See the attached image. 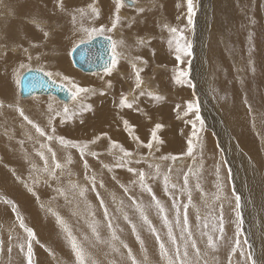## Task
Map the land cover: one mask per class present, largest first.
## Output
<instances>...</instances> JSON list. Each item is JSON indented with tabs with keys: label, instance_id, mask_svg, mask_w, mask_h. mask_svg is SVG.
Segmentation results:
<instances>
[{
	"label": "rangeland",
	"instance_id": "374dc122",
	"mask_svg": "<svg viewBox=\"0 0 264 264\" xmlns=\"http://www.w3.org/2000/svg\"><path fill=\"white\" fill-rule=\"evenodd\" d=\"M47 1L36 2L37 6H49L35 15L38 21L26 23L25 29L33 36V41L28 39L29 42L19 47L11 43L13 51L6 54L0 35V264H28L29 238L20 227L18 215L35 232L31 240L32 264H77L56 214L85 245L91 260L98 264H130L107 244L96 242L91 233L89 225L97 222L101 238L110 239L108 217L104 216L101 199L113 225L123 229L118 235L137 258L143 261L147 255L148 264H165L159 255L158 242L147 228L141 231L145 241L141 249L131 225L123 219L126 212L140 227L139 215L130 198L145 205L152 204L147 214L161 237L167 240V229L157 215L151 194L140 187L138 175L129 172V167L145 173V183L162 202L173 223L177 208L181 222L187 209L189 228L201 252L207 253L205 258L209 264H245V257L240 254L242 250L250 251L257 264H264V0H193L195 14L191 24L187 0H135L140 6L124 3L118 13L119 23L111 31L112 24L116 23L117 0ZM92 7L98 10V17L92 13ZM81 9L84 16L80 15ZM98 25L105 27V36L115 38L114 31L119 35L117 50L122 55L111 74L85 73L71 61V51L84 35L81 29ZM172 28L177 32L173 33ZM0 32L7 29L1 28ZM177 42L192 45L191 56L181 55L183 62L176 59ZM197 44H201L199 56ZM57 52L64 54L60 60V63L66 62L63 66L59 64L58 55H61ZM13 56L18 59L11 65L4 64ZM202 62L208 68L209 91L192 77L196 70L194 65ZM133 63L137 69H142L140 88H136ZM21 64L26 67L20 68ZM40 65L45 72L46 69L59 70L63 77L67 76L70 83L57 79L69 88L75 83L94 89L96 94H82L72 104L59 101L55 95H38L39 98L31 97L29 101L20 98L16 80L29 67L38 69ZM67 70H74L75 74ZM181 70L189 72L194 88L187 83H176L175 77ZM4 85L9 88L5 90ZM141 91L145 94L140 95ZM149 93L163 99L155 100ZM124 96L130 99L132 108L121 106ZM190 102H199V113L188 111ZM64 104L69 105L68 114L63 112ZM87 105H91L90 110H85ZM20 109L47 135L41 136L28 124L20 115ZM219 111L221 118L216 117ZM56 112L60 115H55ZM233 114L236 115L234 122L228 117ZM125 120L132 128L131 133ZM142 121L145 124L140 125ZM209 121L216 124L221 133L217 134ZM157 124L163 127L157 130ZM61 137L80 145L88 144L85 155L81 156L79 148L61 144ZM222 141L227 147H223ZM113 142L132 153L131 157L124 158V167L117 166L123 153L113 147ZM149 143L151 148L146 147ZM246 147L259 150L262 160L259 164ZM93 152L96 155H91ZM240 152L246 154L247 159L242 156L237 161ZM242 159L247 160L243 170L239 169L244 165ZM57 162L62 166L59 169L55 168ZM237 162H240L238 171H233ZM53 170L55 178L50 174ZM165 176L168 177L167 191ZM125 187L128 192L124 191ZM58 189H62L63 194ZM81 190H85L83 196ZM237 196L242 197L239 208ZM221 223L223 239H220ZM174 232L179 239V229L174 228ZM202 233L213 235L215 249L208 246L207 235ZM85 236L89 237L88 242L84 241ZM237 240L240 248L233 253ZM192 251L190 249V253ZM121 252L126 255L125 249Z\"/></svg>",
	"mask_w": 264,
	"mask_h": 264
},
{
	"label": "snow or ice",
	"instance_id": "6c2138e0",
	"mask_svg": "<svg viewBox=\"0 0 264 264\" xmlns=\"http://www.w3.org/2000/svg\"><path fill=\"white\" fill-rule=\"evenodd\" d=\"M133 2H134V0H133ZM60 6H61V8H63V3H61ZM123 6H124V0H117L116 23L112 24V29H109V31L114 30L116 28L117 23H119L120 17L118 15V13H119L120 8H122ZM187 8H188V12L190 14L188 17V20H189V23L191 24L192 23V15L195 14L194 6H193V0H187ZM91 11H92V13L95 14V16H97V17L99 16V12L95 7H92ZM140 11L142 12L143 9H140ZM80 15L81 16L85 15V13L82 9L80 10ZM75 19H76V16H73V20H75ZM81 30L84 33V35L79 39V42L73 47V49H72L73 52H75L76 49L79 48L81 45L90 44L98 35H103L105 32V28L103 26H101L99 28H95V27L82 28ZM171 31L173 33H175V32H177V29L172 28ZM108 40H109L110 49H111V57L109 60H107L104 63L103 67H104L105 73L111 74L113 69L116 68V66L118 64V58L122 55V53L118 52V50H117L118 49V42L117 41L112 40L111 37H108ZM141 43H143V41H141ZM119 44L123 45V41H120ZM191 48H192L191 44L181 45V44H179V42H177L176 51H177L178 55H177L176 59L181 60V55L191 56L192 55ZM25 51H27V50H25ZM29 59H31V57H29ZM136 59H140V58L137 57ZM181 62H183V61L181 60ZM132 66L134 69H136V72H135L136 88H140L141 84L143 83V81L141 80V77H140V72L142 71V69H137L135 63H133ZM25 67L26 66L24 64L20 65V68H22V69ZM28 71L32 72L33 69H31L29 67ZM36 71L44 72L43 69H37ZM253 71H254V69H253ZM44 75L48 77L47 80H44L42 77L40 79H37L36 77H29L27 79V85L29 87H34L36 84H39L40 86L47 85L49 87H51L52 85H55L56 81L53 79V73L52 72H44ZM189 75L190 74L188 71H184V70L179 71L177 76L175 77L176 83H178V84L187 83V84H189V86L194 88L195 85L191 84V80L189 78ZM63 79L66 81L69 80V78L67 76H65ZM23 81H24V77L20 76L16 80V83L21 84ZM108 86L111 87V82L108 83ZM63 90L69 92V95H70V98L72 101H77L78 98H80L82 96V94H92V95L96 94L94 89L81 87L79 85H76L75 83L72 84L71 88L63 89ZM101 94H103V92H101ZM144 94L145 93L143 91L140 92V95H144ZM149 95L153 96L152 93H149ZM153 99L161 100V99H163V97L155 95V96H153ZM120 104L122 107H127V108L133 107V104L128 101V98L126 96L122 97ZM51 108H52V106H51V104H49V110H51ZM90 109H91V105H87L85 107V110H90ZM193 110H195L197 113H199V102H197L195 104L190 102L188 104V111L191 112ZM19 111H20V115L24 118V120H26L28 122V124L33 125V127H35L36 131L41 136L47 135V133L44 131L43 128H41L39 125L34 124V122L31 119H29L28 116H26L24 114V111L22 109H20ZM63 112L65 114H68L69 108L67 105L64 106ZM55 115H60V113L56 112ZM197 119H200L199 115H197ZM124 124L126 127L129 128V132L131 133L132 128L128 125V121L125 120ZM201 125H203L202 120H201ZM155 127L158 130V129L162 128L163 126L160 124H157ZM52 130L55 131L54 128ZM47 138L49 140L53 139L52 136H47ZM134 139L138 140L139 138L134 137ZM155 139H157L156 133L153 132V140H155ZM60 142H61V144H64L65 146L79 148L81 156L85 155V150L88 148V144L80 145L78 143L66 141L63 137L60 138ZM161 143H162V141H161ZM113 147L119 148V151L121 153H123V157H121V162L117 166L118 167H124L125 166L124 158L125 157H131L132 153L127 151L126 149H124L122 145H119L116 142H113ZM146 147L151 148L152 144L149 143L146 145ZM49 151H51V149H49ZM191 151H192V149L190 147L189 153H191ZM40 155L43 156V153H40ZM91 155H96V153L93 152V153H91ZM53 157H55V153H53ZM61 167H62L61 164L59 162H57L55 165V168L59 169ZM85 167H87L86 162H85ZM46 171H47V169H46ZM128 171L137 174L138 178H139L140 187L143 190H145L147 193L151 194V198H152V201L154 202V206H155V209L157 211V215L163 220V224L167 229V232H166L167 240H165L161 237L159 231L157 230V228L153 224L152 220L149 218V215L147 214V209L151 208L153 205L152 204L145 205L143 202H138L135 198H130V199H132V203L135 206V210L139 215V220L141 221L140 227L139 228L137 227V224L134 223L132 221V219H130L129 215L126 212L123 213V219L125 221H127L128 224L131 225V231L135 234V238L139 242L141 249H144V244H145V241L141 236V231L143 230L144 227H146L148 232L150 234H152L155 237V240L158 242L159 255L161 258H163L165 264H201V261H202V264H209L208 260L205 258L207 256V253L201 252V249L197 246V241H196V239L193 238V233L189 228L187 209H185V211H184L183 222H181L180 210H179V208H177L176 214H175V222L173 223V221H171L169 219L168 214H167V210L165 209L162 202L158 198H156L155 194L153 193L152 188L145 183V179H146L145 173L143 171L137 172V170L135 168H131V167L128 168ZM157 171H158V166H157ZM50 174L55 178L56 174H55L54 170ZM184 182H185V184H187V182H188L187 176H185ZM92 183H93V188H94L95 187V177L94 176L92 177ZM164 184H165V191H167V189H168V177L167 176L164 177ZM100 186L103 187L102 182H101ZM73 187L75 188L77 186L74 185ZM121 187H124V186L121 185ZM172 187L175 188V185H172ZM29 190L31 191V189H29ZM58 191H60L61 194H63L62 189H58ZM84 191L85 190L80 191L81 196L84 195ZM124 191L128 192V188L125 187ZM97 196H99L98 192H97ZM218 198L219 197H217V199ZM190 199H191V197H189V200ZM239 200H240V197L237 196L236 197L237 208L240 207ZM5 202L11 203L10 201H5ZM100 204L104 207V216L108 217L107 228L110 230V239L103 240L101 238L98 223L93 222L89 225V227L91 229L92 235L95 237V241L99 242L100 244H107L108 247L112 250V252L120 253L121 259L130 262V264H148L147 255H145V258L143 261L139 260L137 258V256L134 254L133 249L129 246V244L126 243L123 239H121L120 235H118V231L122 232L123 229H118L117 227H115L113 225L112 219L109 217L108 208H107V206L104 205L103 199L100 200ZM121 204H123V201H121ZM14 210H15V208H14ZM56 215H57L58 222L61 224V226L63 227L64 231L67 234V238H68V241L70 243L71 250L75 253V258H76L77 264H98L97 261L90 259V254H89L87 248L85 247L84 244L81 243V241H79L77 239L76 236L73 235L71 229L65 223L63 218L60 217L58 214H56ZM93 215H95V214L93 213ZM237 216H240L239 212L237 213ZM17 219L20 221V227L23 228L24 231L28 234L29 243L27 245V259H28V264H32L33 250H32L31 240L35 237V232L24 223V220L22 217H20L18 215ZM241 223H242V219H241ZM204 227L207 228L208 225L205 224ZM213 227H215V226H213ZM174 228L179 229V239L177 237V234L174 232ZM219 231L221 233L220 239H223L222 223H221V227H220ZM202 235H207L208 246L212 249H215L216 244H215L213 235H209L207 233H202ZM84 241L88 242L89 237L85 236ZM245 243H247L246 240H245ZM239 248H240V242H239V240H237L235 248L232 249L233 253H235L236 250ZM121 249L126 250V255L121 252ZM190 249L193 250L192 253H190ZM21 250H23V245H21ZM9 251H11V249H9ZM240 254L245 257V264H247L248 261H250L251 264H257V261L255 259H252V253L250 251L244 252L242 250Z\"/></svg>",
	"mask_w": 264,
	"mask_h": 264
},
{
	"label": "water",
	"instance_id": "95a60500",
	"mask_svg": "<svg viewBox=\"0 0 264 264\" xmlns=\"http://www.w3.org/2000/svg\"><path fill=\"white\" fill-rule=\"evenodd\" d=\"M128 5H132L133 0L124 1ZM109 36L98 35L90 44L81 45L76 49L75 52L71 51L70 57L73 65L79 70L85 73H95L104 71V63L111 57V49L108 40ZM112 39V38H111ZM33 69L32 72L26 70L21 76L24 77V81L19 84L21 97L27 98L34 94L39 95H55L58 99L68 102L71 98L68 91L63 89H68V87L57 80L55 85L51 87L45 85L40 86L36 84L34 87H29L27 85V79L29 77H36L40 79L47 80L48 77L44 75V72L36 71L37 68Z\"/></svg>",
	"mask_w": 264,
	"mask_h": 264
},
{
	"label": "bare ground",
	"instance_id": "6f19581e",
	"mask_svg": "<svg viewBox=\"0 0 264 264\" xmlns=\"http://www.w3.org/2000/svg\"><path fill=\"white\" fill-rule=\"evenodd\" d=\"M17 1V0H16ZM15 1V2H16ZM22 1V0H21ZM24 1V0H23ZM28 1V0H27ZM33 1V0H32ZM49 1V0H48ZM47 1V2H48ZM125 1V0H124ZM221 1H223V2H225V0H220V2ZM235 1V0H234ZM1 2V1H0ZM4 2V1H3ZM2 2V3H3ZM9 2V1H8ZM10 2H11V0H10ZM25 2H26V0H25ZM24 2V3H25ZM29 2V1H28ZM30 2H31V0H30ZM52 2V1H51ZM51 2H49V3H51ZM202 2H203V0H202ZM210 2H211V0H210ZM210 2H209V4H210ZM214 2V1H213ZM227 2V1H226ZM7 3V2H6ZM18 3V2H17ZM23 3V2H22ZM22 3L20 4V5H22ZM32 3V2H31ZM35 3H36V1H35ZM45 3V2H44ZM43 3V4H44ZM49 3H47V4H49ZM125 3V2H124ZM5 4V3H4ZM10 4H12V3H10ZM19 4V3H18ZM27 4V3H26ZM126 4V3H125ZM208 4V3H207ZM206 4V5H207ZM215 4V3H214ZM1 5V4H0ZM13 6H14V3L12 4ZM12 5H10L11 7H12ZM31 5V4H30ZM46 5V4H45ZM128 5V4H127ZM133 5H135L134 7H138V6H140V4L138 3V2H135V0H134V3L132 4V5H129V6H133ZM204 5V4H203ZM205 5V6H206ZM218 5V4H217ZM226 5H228V4H226ZM2 6H3V4H2ZM9 6V5H8ZM15 6H17V4L15 5ZM51 6V5H50ZM21 7V6H20ZM24 7H26V5L24 4ZM31 7V6H30ZM36 7V6H35ZM41 7V9H43V10H45V8H49V6L48 7H42V6H40ZM7 8V7H6ZM128 8V7H127ZM216 8V5L214 6V9ZM230 8V7H229ZM5 9V8H4ZM15 10V11H19V10H17V9H15V8H12V10ZM20 9V8H19ZM21 9H22V7H21ZM32 9V8H31ZM206 9H207V7H206ZM6 10V9H5ZM11 9H10V11H12ZM30 10V9H29ZM26 11V10H25ZM32 11H34V10H32ZM207 11V10H206ZM8 12V11H7ZM7 12H5V13H7ZM31 12V10L29 11V13ZM43 12V11H42ZM41 12V13H42ZM205 12V11H204ZM207 12H209V11H207ZM206 12V13H207ZM4 13V14H5ZM20 13V12H19ZM22 13H23V11H22ZM27 13H28V10H27ZM34 12H32V14H33ZM38 12H36L35 14H37ZM50 13V12H49ZM213 12H211V14H212ZM219 13V12H218ZM2 14V13H1ZM17 14H18V12H17ZM31 14V13H30ZM208 14V13H207ZM11 15H12V13H11ZM11 15H9V16H11ZM15 15V14H14ZM26 15V18H28V16H29V14H25ZM95 15V14H94ZM215 15V14H214ZM4 16V15H3ZM8 15H7V17H9ZM30 16H32V15H30ZM15 17V16H14ZM13 17V18H14ZM36 17V16H35ZM34 16L33 17H30V19H32V18H35ZM51 17V16H50ZM22 18H23V16H22ZM207 18V17H206ZM2 17L0 18V20L2 21ZM7 19V18H6ZM5 18H4V20H6ZM36 19V18H35ZM13 20V19H12ZM33 20V19H32ZM11 21V20H10ZM31 22V21H30ZM83 23V22H82ZM1 24V23H0ZM87 24V23H86ZM93 24V23H92ZM2 25H5V24H3L2 23ZM210 26V25H209ZM217 27V26H216ZM17 28V27H16ZM16 28H14L13 30H15ZM21 28V27H20ZM90 28V27H89ZM97 28H99V26L97 27ZM105 28V27H104ZM202 28H205V26H202ZM199 29V28H198ZM11 30V29H10ZM9 30V31H10ZM12 30V31H13ZM16 30H19L18 28L16 29ZM211 30V29H210ZM8 31V30H7ZM24 31V30H23ZM217 31V30H216ZM19 32H20V30H19ZM18 32V33H19ZM200 32L203 34L204 32L200 29ZM10 34H12L11 33V31L9 32ZM17 33V32H16ZM72 33H74V32H72ZM201 33H200V35H201ZM3 33H1V35H2ZM21 34V33H20ZM19 34V35H20ZM112 34H114V37L115 38H112V40H115V41H118V38H119V35L117 34V32L116 31H114V33H112ZM198 34V33H197ZM199 35V36H200ZM214 35V34H213ZM3 36V35H2ZM10 36H12V35H10ZM9 36V37H10ZM14 36H16V35H14ZM23 36V35H22ZM29 35L27 34V39L29 38L28 37ZM211 36V35H210ZM8 37V36H7ZM6 37V38H7ZM13 37V36H12ZM26 37V36H25ZM32 37V36H31ZM16 38V37H15ZM19 38V37H18ZM35 38V37H34ZM72 38V37H71ZM4 39V38H3ZM20 39V38H19ZM19 39H16V40H19ZM24 40H27L26 38H23ZM30 40V39H29ZM185 40V39H184ZM202 40V39H201ZM209 40H210V38H209ZM11 41V43H12V39L10 40ZM33 41V40H32ZM198 41V40H197ZM211 41V40H210ZM18 43H21V42H19V41H17ZM29 42V41H28ZM47 42H48V40H47ZM199 42H200V40H199ZM199 42H197V43H199ZM213 42V41H212ZM66 43V42H65ZM216 43V42H215ZM47 45V44H46ZM55 45V44H54ZM185 45V44H184ZM213 45V44H212ZM2 46V45H1ZM21 46V45H20ZM53 46V45H52ZM66 46V45H65ZM216 46V45H215ZM214 46V47H215ZM5 47V46H4ZM10 47V46H9ZM9 47H7V48H9ZM17 47H19V46H17ZM22 47H24V46H22ZM21 47V48H22ZM57 47V46H56ZM203 48V47H202ZM18 50V49H17ZM63 50V49H62ZM67 50V49H66ZM1 51V50H0ZM29 51V50H28ZM45 51V50H44ZM51 51V50H50ZM59 51V50H58ZM65 51V50H64ZM68 51V50H67ZM196 51H197V56H199L200 54H201V44H197V46H196ZM195 51V52H196ZM211 51V50H210ZM6 52V51H5ZM155 52V51H154ZM213 52V51H212ZM212 52H211V55H212ZM4 53V52H3ZM9 53V52H8ZM50 53V52H49ZM56 53V52H55ZM58 53V52H57ZM206 53V52H205ZM51 54H53V53H51ZM58 54H60V53H58ZM214 54V53H213ZM61 55V54H60ZM57 56V55H56ZM210 56V55H209ZM58 57H59V55H58ZM208 58V57H207ZM63 59V58H62ZM158 59V58H157ZM201 59V58H200ZM50 60V59H49ZM166 61V60H165ZM58 62V61H57ZM68 62V61H67ZM66 62H64V64H65ZM204 63H207V62H204ZM63 63H61V65L63 66L64 65ZM55 65H56V63H55ZM36 66V65H35ZM35 66H32V67H35ZM41 66V67H40ZM39 67H38V69H44L45 70V68L42 66V65H40ZM60 66V65H59ZM68 67V66H67ZM209 67V66H208ZM35 68H37V67H35ZM194 68H196V70H195V75H193L192 77L194 78V80H196L197 82H198V84H202L203 83V88H205L206 90H208L209 91V87H210V83H211V81H210V78H209V74H208V68H207V66L205 65H203V62L201 63V64H199L198 66H197V64H195L194 65ZM8 69V68H7ZM68 72H72L73 74H75V71L74 70H67ZM45 72V71H44ZM46 72H52L53 73V79H56L57 81H58V79L60 80V79H62V78H64L63 77V74H61V72L58 70V72L56 71V70H52V71H49V70H47L46 69ZM64 72H66V70L64 71ZM24 73V72H23ZM22 75V74H21ZM79 77H82V76H79ZM58 78V79H57ZM84 78V77H83ZM86 78V77H85ZM84 80H86V79H84ZM68 81V80H67ZM213 81V80H212ZM69 83H70V81H68ZM224 82V81H223ZM66 83V82H65ZM73 83V82H72ZM85 84V83H84ZM69 86V85H68ZM67 86V87H68ZM230 87V86H229ZM9 87H8V85L6 86V85H4V89L6 90V89H8ZM69 88V87H68ZM233 89V88H232ZM19 93H18V95H19V97L20 98H24V97H21V95H20V87H19ZM224 90V89H223ZM226 91V90H225ZM263 91V90H262ZM259 92V91H258ZM220 93V92H219ZM129 94V93H128ZM206 94H207V92H206ZM38 95L39 94H34V95H32L31 97H33V98H37L38 97ZM216 95V94H215ZM52 96V95H51ZM129 96H131V94H129ZM203 96V95H202ZM206 96H209V95H206ZM222 96V95H221ZM232 97H233V95H231ZM31 97H27L26 98V101H29V100H31ZM228 97V96H227ZM30 98V99H29ZM32 98V99H33ZM39 98V97H38ZM229 98V97H228ZM6 99H8V98H6ZM58 99V98H57ZM79 99V98H78ZM129 99V98H128ZM10 100V99H9ZM59 101H62V100H60V99H58ZM130 100V99H129ZM221 100V99H220ZM25 101V102H26ZM204 101V100H203ZM209 101V100H208ZM54 102V101H53ZM62 102H64V101H62ZM72 100L70 99L68 102H64V103H68V104H72ZM214 102V101H213ZM74 103H76V101H74ZM73 103V104H74ZM53 104V103H52ZM68 104H66V105H68ZM238 104V103H237ZM4 105V104H3ZM65 105V104H64ZM207 105V104H206ZM69 106V105H68ZM215 106H217V105H215ZM206 107V106H205ZM27 107H25V109H26ZM49 108V107H48ZM147 108V107H146ZM223 109V108H222ZM15 110V109H14ZM224 110V109H223ZM26 111H28L27 109H26ZM102 111V110H101ZM148 111V110H147ZM164 111V110H163ZM212 111V110H211ZM80 112V111H79ZM212 114V113H211ZM218 114V113H217ZM243 114V113H242ZM207 115V114H206ZM208 115L209 116H211L210 115V112H208ZM221 115H222V113H221V111H219V114H218V116H216L217 118H221ZM264 115V114H263ZM133 116V115H132ZM104 117V116H103ZM107 117V116H106ZM215 117V118H216ZM229 118H231L232 119V121L234 120V118H236V115H235V117H234V114L233 115H229L228 116ZM105 118V117H104ZM109 119V118H108ZM128 119V118H127ZM159 119V118H158ZM240 119V121H241V118H240V116L238 117V120ZM115 120V119H114ZM160 120V119H159ZM224 120V119H223ZM222 121V120H221ZM99 122V121H98ZM104 121H102V123H103ZM112 122H114L113 120H112ZM156 122H158V121H156ZM163 122V121H162ZM234 122V121H233ZM238 122V121H237ZM105 123V122H104ZM109 123V122H108ZM138 123V122H137ZM144 122L142 121L141 122V124L140 125H142ZM218 123V122H217ZM145 124V123H144ZM223 124H225V123H223ZM209 125L211 126V127H214L215 128V131H217L216 133L217 134H219L218 132H220V131H218L217 130V128H216V124H214L213 125V122L212 121H209ZM97 126H98V124H97ZM139 126V125H138ZM218 126V125H217ZM143 127H144V125H143ZM142 127V128H143ZM221 127V126H220ZM223 127V126H222ZM140 128V127H139ZM225 129V128H224ZM173 130V129H172ZM95 131V130H94ZM142 131V130H141ZM226 131V130H225ZM224 131V132H225ZM221 133V132H220ZM70 134V133H69ZM122 134V133H121ZM140 134V133H139ZM225 134V133H224ZM222 135V134H221ZM85 136V135H84ZM225 136V135H224ZM227 137V136H226ZM225 138V137H224ZM228 142V141H227ZM230 144V143H229ZM222 145H223V147L224 146H226L227 147V143H225L224 141H222ZM252 145V144H251ZM229 146V145H228ZM242 148V147H241ZM233 149V148H232ZM240 149V148H239ZM242 149H244V148H242ZM241 149V150H242ZM245 149H248V152L250 151L251 153H252V155L256 158V162L259 164V161L261 162L262 160H261V158H260V153L258 152L259 150H253V149H251V148H248V147H246ZM231 150V149H230ZM118 151V150H117ZM232 151V150H231ZM239 151V150H238ZM226 152V151H225ZM228 152V151H227ZM224 153V152H223ZM229 153H230V151H229ZM239 153V152H238ZM202 154V153H201ZM249 155V154H248ZM243 156V158H246L247 159V156H246V154H244L243 152H240V154H239V156H238V159H237V161H240V159H241V157ZM1 159V158H0ZM232 160V159H231ZM246 161V162H245ZM241 160V162H244V165H243V167L241 168H239V169H244L245 167H246V163H247V160ZM239 163L240 162H237L235 165H234V170L233 171H235V170H237L238 169V165H239ZM232 164H233V162H232ZM232 167V166H231ZM253 167V166H252ZM251 167V168H252ZM254 168V167H253ZM252 168V169H253ZM142 169V168H141ZM192 171V170H191ZM238 171V170H237ZM189 175V174H188ZM71 178V177H70ZM245 189V188H244ZM234 191V190H233ZM248 192V191H247ZM263 192V191H262ZM13 193V192H12ZM243 195V194H242ZM249 195V194H248ZM240 198H242V197H240ZM68 199V198H67ZM65 221V220H64ZM35 222V221H34ZM259 231V230H258ZM260 245V244H259ZM261 246V245H260Z\"/></svg>",
	"mask_w": 264,
	"mask_h": 264
},
{
	"label": "crops",
	"instance_id": "0c3cea01",
	"mask_svg": "<svg viewBox=\"0 0 264 264\" xmlns=\"http://www.w3.org/2000/svg\"><path fill=\"white\" fill-rule=\"evenodd\" d=\"M1 2H0V18L2 17L3 19H2V21L0 20V29L1 28H4V29H7L8 31L7 32H0V35H1V33H3L1 36H2V38H4L3 40L4 41H1V43L3 44V52H5L6 54H10V50H12L13 51V49H11L9 46V44H11V39H12V43H15L17 46H20L21 44H23L25 41H28V39H30L31 41H32V39H33V36L31 37V36H28L29 38L27 39V33H28V29H25V27L27 26L26 25V23L27 22H30V21H33V22H36V21H38V20H36L35 18H37V17H35V13L36 12H39L40 10H41V7L40 6H37L36 5V3H35V1L36 2H38V0H34V1H32L31 0V2H30V0H26V2H25V0L23 1H21V0H11V2H10V0H0ZM4 1V2H3ZM9 1V2H8ZM16 1V2H15ZM3 2V3H2ZM7 2V3H6ZM19 4H18V3ZM23 2V3H22ZM25 2V3H24ZM5 3V4H4ZM10 3H14V6L12 5V4H10ZM22 3V5H20ZM27 3V4H26ZM2 4H3V6H2ZM17 4V6H15ZM24 4L26 5V7H24ZM31 4V5H30ZM9 5V6H8ZM10 5H12V7L10 6ZM22 7V9H21V7ZM31 6V7H30ZM36 6V7H35ZM7 7V8H6ZM6 10H5V9ZM12 8H15V9H17V10H19V11H15L14 9L12 10ZM20 8V9H19ZM32 8V9H31ZM10 9L12 10V11H10ZM31 10V14L29 13V11ZM49 9V8H48ZM26 10V11H25ZM27 10H28V13H27ZM32 10H34V11H32ZM8 11V12H7ZM22 11H23V13H22ZM5 12H7V13H5ZM17 12H18V14H17ZM20 12V13H19ZM32 12H34L33 14H32ZM2 13V14H1ZM5 13V14H4ZM11 13H12V15H11ZM15 14V15H14ZM25 14H29V16H28V18H26V15ZM4 15V16H3ZM7 15L9 16V15H11V16H9V17H7ZM30 15H32V16H30ZM15 16V17H14ZM22 16H23V18H22ZM35 17V18H32V19H30V17ZM14 17V18H13ZM4 18L6 19V20H4ZM13 19V20H12ZM11 20V21H10ZM2 23L3 24H5V25H2ZM99 26V25H98ZM97 26V27H98ZM20 30V32H19V30H16L17 28ZM21 27V28H20ZM14 28H16L15 30H13ZM11 29V30H10ZM11 31V33L12 34H10L9 32ZM13 30V31H12ZM24 30V31H23ZM17 32V33H16ZM19 32V33H18ZM21 33V34H20ZM20 34V35H19ZM10 35H12V36H10ZM14 35H16V36H14ZM23 35V36H22ZM8 36V37H7ZM10 36V37H9ZM26 36V37H25ZM7 37V38H6ZM16 37V38H15ZM20 39H19V38ZM23 38H26L27 40H24ZM16 39H19V40H16ZM17 41H19V42H21V43H18ZM1 44V45H2ZM5 46V47H4ZM7 47H9V48H7ZM15 48H17V47H15ZM9 52V53H8ZM64 56V54H62L61 56H59V58H58V61H59V64H61L60 63V60H61V58ZM18 58L16 57V56H13L12 57V60L10 59V60H8V62L6 61L4 64H6L7 66L8 65H11L12 63L11 62H13V61H16ZM52 60H54V58L52 57ZM58 64V65H59ZM53 65H55V61H53ZM23 74V73H22Z\"/></svg>",
	"mask_w": 264,
	"mask_h": 264
}]
</instances>
